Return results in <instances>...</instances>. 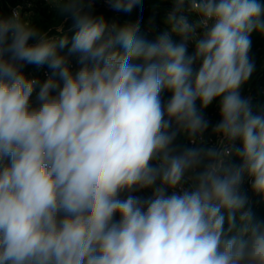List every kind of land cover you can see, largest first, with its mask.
<instances>
[{"label": "clouds", "instance_id": "1", "mask_svg": "<svg viewBox=\"0 0 264 264\" xmlns=\"http://www.w3.org/2000/svg\"><path fill=\"white\" fill-rule=\"evenodd\" d=\"M51 2L77 28L70 47L20 9L0 18V264H264V221L240 193L247 176L264 196V115L241 95L264 3L155 0L172 7L147 41L92 16L94 0ZM25 63L51 73L28 78Z\"/></svg>", "mask_w": 264, "mask_h": 264}, {"label": "trees", "instance_id": "2", "mask_svg": "<svg viewBox=\"0 0 264 264\" xmlns=\"http://www.w3.org/2000/svg\"><path fill=\"white\" fill-rule=\"evenodd\" d=\"M260 2L264 3V0H260ZM171 7L172 5L169 2L156 3L155 0H143V11L139 8H134V10L128 14L115 12L107 5L105 0H94L91 15L94 17L103 16L109 23L116 22L120 25H123L125 22L138 23L139 32L137 35L147 41H154L165 28V14L171 10ZM14 8H19L22 16L29 14L32 23L42 31L49 32L50 35H58L63 31L68 37V47H70L72 37L77 31V28L70 17L58 16L51 0L33 2L32 6H28V0H0V18L10 17ZM174 39L176 42H179V37H175ZM251 40L252 49L250 56L255 62L256 71L242 88L241 95L243 97L248 95L255 114L264 115V93L262 92L264 88V38L253 33L251 35ZM67 52V47L61 50V54H67ZM69 61L70 64H77L75 56H70ZM42 68L48 69L51 73L47 65L37 66L27 63L23 65L21 71L29 78L31 72H37L38 69ZM36 79L41 83L46 80L45 77L38 74H36ZM162 96L167 100L170 97V93L164 92ZM33 100H35V93L33 94ZM218 113L219 109L215 101L205 110V117L210 121V126L206 131L207 138H216V136L212 134V126L219 121ZM177 143L186 144L190 147L187 141H183L180 138L177 139ZM235 146L240 147L239 141L236 142ZM240 163L241 161L235 155L231 157L230 164L239 165ZM240 193L247 198L244 210H250L255 220L264 221V196H258L256 199H249L253 196L243 186L240 187Z\"/></svg>", "mask_w": 264, "mask_h": 264}, {"label": "built area", "instance_id": "3", "mask_svg": "<svg viewBox=\"0 0 264 264\" xmlns=\"http://www.w3.org/2000/svg\"><path fill=\"white\" fill-rule=\"evenodd\" d=\"M37 1H41V0H28V6H32L33 2H37ZM16 9H19V8H14L12 10V12L14 10H16ZM194 48H195L194 42H189L188 43V53L192 54L193 51H194ZM71 67H72L73 72H75L77 70V68H78V65L77 64L76 65L75 64H71ZM36 74H38V75H40L42 77H45L47 79L48 75H50V72L46 68L45 69H43V68L42 69H38L37 72H34V71L31 72L29 78H35L36 79ZM262 92L264 93V88H263ZM244 97L245 98H249L248 95H246ZM204 136H205V139L208 140L210 145H214L216 143L217 139H218L217 137L216 138H207L206 132L204 133ZM189 145H190V147H192V145L190 143H189ZM230 162H231V157L229 158L228 161H226V163H230ZM241 186H243L253 196L252 198H249V199H253V198L256 199L258 196H261V195L255 193V192H253L252 187H251V180L247 176L244 177ZM152 192H153L152 188H147V189H141V190L136 191V192H134L132 194L135 195V196H138V197L146 199V198H148V197H150L152 195Z\"/></svg>", "mask_w": 264, "mask_h": 264}]
</instances>
